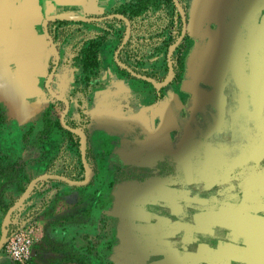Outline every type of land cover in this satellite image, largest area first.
Returning a JSON list of instances; mask_svg holds the SVG:
<instances>
[{
    "label": "rangeland",
    "instance_id": "obj_1",
    "mask_svg": "<svg viewBox=\"0 0 264 264\" xmlns=\"http://www.w3.org/2000/svg\"><path fill=\"white\" fill-rule=\"evenodd\" d=\"M135 2L44 0L45 28L54 50L44 82L46 93L51 100H63L60 115L67 112L79 125L71 127L75 131L67 129L73 134L54 128L46 137L45 120L36 127L21 126L0 113V239L4 222L7 236L28 220L35 219L39 227V210L52 201L53 187L63 181L44 176L22 200L24 192L39 176L62 175L74 158L84 167L76 181L90 179L87 185H72L77 190L71 201L77 202L68 212L74 218L67 227L81 229L87 239V254L80 253L78 260L110 264L104 256L98 261L95 250L116 221L110 211L116 182L108 168L110 148L101 134H91L88 127L94 92L119 78L136 106L149 107L152 116L168 113L173 119L172 133L165 140L167 154L158 158L155 168L137 171L136 178L162 180L157 194L172 198L165 204L182 205L186 220L181 227L192 230L203 225L206 246L213 241L241 250L245 245L260 246L264 228V0H162L151 4L132 24L120 11ZM56 19L72 21L64 37L49 31L48 21ZM97 36L105 39L99 47V67L85 80L84 50ZM130 39L135 52L131 67L117 59ZM106 47L113 53L118 72L104 81L101 68ZM175 53L181 57L178 75ZM148 73H158L163 80ZM88 148L96 159L87 158ZM14 163L21 172L10 168ZM193 238L188 234V241ZM0 263L16 264L6 256L4 246Z\"/></svg>",
    "mask_w": 264,
    "mask_h": 264
},
{
    "label": "crops",
    "instance_id": "obj_2",
    "mask_svg": "<svg viewBox=\"0 0 264 264\" xmlns=\"http://www.w3.org/2000/svg\"><path fill=\"white\" fill-rule=\"evenodd\" d=\"M45 15L44 0H0V113L21 126L44 122L51 102L44 82L54 50ZM102 58L105 81L117 70L108 47ZM118 79L97 89L89 108V131L101 134L110 148L107 162L124 171L112 188L110 211L116 221L108 237L97 244L98 261L104 256L110 264H264V228L262 243L255 248L245 245L241 250L219 241L206 246L203 225L192 230L181 227L186 220L182 205L165 204L170 198L157 194L162 180L136 178L137 171L155 168L158 158L167 154L165 140L172 133L173 119L168 113L152 116L149 107L136 106L126 83ZM57 183L52 201L39 208L31 264H85L78 259L80 253L87 254V239L81 229L67 227L74 218L68 212L77 202L71 201L77 189L64 181ZM188 234L195 238L188 241Z\"/></svg>",
    "mask_w": 264,
    "mask_h": 264
},
{
    "label": "trees",
    "instance_id": "obj_3",
    "mask_svg": "<svg viewBox=\"0 0 264 264\" xmlns=\"http://www.w3.org/2000/svg\"><path fill=\"white\" fill-rule=\"evenodd\" d=\"M162 0H136L135 3L131 4L130 6L122 9L120 12L126 14L128 16V18L133 22H137L139 20L140 17H143L144 14L143 12L146 10H149V7L151 4H159V2ZM164 2H172L173 0H163ZM180 18V15H179ZM52 20L48 21L47 25L49 28V31L56 37L61 36L64 37L66 34V30L68 28V25L70 23H72V21H67V20H63V19H56V20ZM121 21V20H120ZM121 23H123L121 21ZM56 31V33H55ZM105 41V39L100 38V37H96L94 39H90L88 41V45L86 46L85 50H84V57H83V67H84V73L86 74L85 76V80H90L91 79V74L94 68L97 69L99 67V47L100 45ZM174 41V38L171 39V42ZM138 50V48L136 49V51ZM135 52H134V48L132 47V42L131 39L127 42V44L125 45V47L119 51V54L117 55V59L120 62H125L128 66L131 67V62L130 60L133 58ZM126 55L128 57H126ZM173 58L176 61V64L174 65V69L176 72V75L180 74L181 72V57L180 55H178V53H175ZM118 64V68L121 70H124L123 68H121V66ZM134 70H136L137 72H141L142 70L137 68V67H132ZM90 70V71H89ZM129 76L133 77L132 75H130L129 73H127ZM150 76L156 78L157 81H162L163 77H160V75L158 73H148ZM64 102L63 100L60 99H52L50 102L49 107L46 109L45 113H44V120L47 123V127L44 130L43 134H45V136L47 137V134L49 133V131L53 130L54 128L56 129H60L63 130L65 132H67L68 134H73L72 132H70L69 130H67L61 123V117L62 115H60V111H62L64 109ZM64 121L66 123V125H68L69 127L75 128L78 127V122L71 118L68 115L64 116ZM92 157H94L96 159V156L93 155V153L91 152V150L88 148V152H87V158L91 159ZM70 166V168H64L60 173L62 175H65L69 178H71L72 180H80V174L83 173L84 171V167L82 166L80 161H77L74 158H71V160L68 163ZM17 166L18 163H14L10 166V168H12V170L21 172L22 168H18ZM67 167V166H66ZM109 170L113 173V181L117 182L120 178L124 177L123 174V168L120 167V165L117 164H110L108 166Z\"/></svg>",
    "mask_w": 264,
    "mask_h": 264
},
{
    "label": "built area",
    "instance_id": "obj_4",
    "mask_svg": "<svg viewBox=\"0 0 264 264\" xmlns=\"http://www.w3.org/2000/svg\"><path fill=\"white\" fill-rule=\"evenodd\" d=\"M38 222L34 219L25 221L9 236L4 243V251L10 261L16 264H31L36 254L38 241Z\"/></svg>",
    "mask_w": 264,
    "mask_h": 264
},
{
    "label": "water",
    "instance_id": "obj_5",
    "mask_svg": "<svg viewBox=\"0 0 264 264\" xmlns=\"http://www.w3.org/2000/svg\"><path fill=\"white\" fill-rule=\"evenodd\" d=\"M180 13L182 14L183 18L185 19V14L183 12L182 9H180ZM185 22V21H184ZM185 26H186V23H185ZM182 39L179 38V40L174 43L171 48H170V51H169V56L173 53V51L176 49L177 45L179 44L180 40ZM67 113V112H66ZM66 113L61 117V123L62 125L66 128V129H69L71 131H75L73 130L71 127L67 126L65 123H64V116L66 115ZM44 176H48V177H53V178H56V179H59V180H62L70 185H76V186H84V185H87L89 183V180L90 179H86L84 181H76V180H72L71 178L65 176V175H57V174H53V175H43V176H39L37 178H35L29 185V187L26 189V191L24 192L23 196H22V200H24L28 194V192L30 191V188L31 186L36 182L38 181V179L44 177ZM16 208V206L12 207L9 211V214L12 212V210H14ZM7 229H6V223L4 222L3 223V230H2V235H1V239H0V249L4 246V243L6 241V238H7Z\"/></svg>",
    "mask_w": 264,
    "mask_h": 264
}]
</instances>
